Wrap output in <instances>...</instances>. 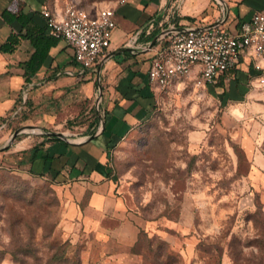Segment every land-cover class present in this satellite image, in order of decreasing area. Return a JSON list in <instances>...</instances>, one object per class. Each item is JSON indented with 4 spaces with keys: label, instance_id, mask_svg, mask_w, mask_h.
Instances as JSON below:
<instances>
[{
    "label": "rangeland",
    "instance_id": "374dc122",
    "mask_svg": "<svg viewBox=\"0 0 264 264\" xmlns=\"http://www.w3.org/2000/svg\"><path fill=\"white\" fill-rule=\"evenodd\" d=\"M119 7L114 37L128 29ZM256 62L248 54L247 72L223 86L192 76L158 91L152 116L109 146L123 206L104 219L107 235L89 225L78 180L29 170L13 144L0 150V264H264V71ZM91 93L63 99L60 122L45 120L49 131L72 141L93 135L102 104L97 85ZM47 137L27 132L14 143L29 149Z\"/></svg>",
    "mask_w": 264,
    "mask_h": 264
},
{
    "label": "crops",
    "instance_id": "0c3cea01",
    "mask_svg": "<svg viewBox=\"0 0 264 264\" xmlns=\"http://www.w3.org/2000/svg\"><path fill=\"white\" fill-rule=\"evenodd\" d=\"M67 1L0 0V141L4 143V137L14 133L16 124L20 125L18 130L31 126L27 130L31 134L51 132L45 120L60 122L57 112L63 99L77 92L90 96L92 87L97 85L99 102L102 96L99 122L103 117L105 125L94 140L82 142L88 137L85 136L74 141L79 144L71 145L46 138L29 149L28 142H15L11 149L21 152V164L33 172L66 182L78 180L84 196L89 194L84 208L91 213L89 225L96 233L107 235L104 219L116 205L123 206L116 199V185L107 169L108 147L125 140L152 116L158 96V90L150 84L149 71L159 44L150 50L148 47L166 29L210 26L224 15L226 25L236 33L264 10V0H120L113 6L103 0H70L92 14L106 8L117 14L121 6L128 29L113 38L112 57L100 76L94 71H78L72 50L60 39L50 48L42 67L34 72L29 66L37 51L34 40L43 34L57 39L49 33L43 13L49 11L63 17ZM246 61L239 72H247L241 68L247 67ZM30 111H35L36 120L24 121L25 112ZM5 145L6 142L0 148ZM34 149L37 157L32 160Z\"/></svg>",
    "mask_w": 264,
    "mask_h": 264
},
{
    "label": "built area",
    "instance_id": "2783aa9c",
    "mask_svg": "<svg viewBox=\"0 0 264 264\" xmlns=\"http://www.w3.org/2000/svg\"><path fill=\"white\" fill-rule=\"evenodd\" d=\"M43 14L49 33L67 43L74 60L84 70L97 72L113 45L117 28L115 10L106 8L92 14L68 0L63 17L49 11ZM211 26L175 28L164 37L149 71V81L154 88L167 92L179 81L192 76L200 85H214L227 73L239 70L252 52L257 58L255 70L262 75L264 10L256 13L236 33L230 31L226 22ZM260 82L264 84V77Z\"/></svg>",
    "mask_w": 264,
    "mask_h": 264
},
{
    "label": "water",
    "instance_id": "95a60500",
    "mask_svg": "<svg viewBox=\"0 0 264 264\" xmlns=\"http://www.w3.org/2000/svg\"><path fill=\"white\" fill-rule=\"evenodd\" d=\"M227 14V13H226ZM227 21V15H224L221 19H219L214 25H212L211 27H217V26H220L222 24H224L225 22ZM173 29H175L174 27L173 28H169V29H166L164 30L163 32H161L155 39L154 41L152 42V44L148 47L147 50H150L152 48H154L157 44H159L163 39L164 37L169 33L171 32ZM112 57V53H109L100 63L99 65V68L97 70V73L98 75L100 76L101 73H102V70L105 66V64L107 63V61ZM100 81V79H99ZM102 100V96H100V102ZM101 124L98 128V130L91 136H88L86 140H83L82 142H85V141H92L94 140L96 137H98V135L103 132V129H104V125H105V121H104V118L101 117ZM31 128V126H25V127H22L21 129H19L17 132H15V134L13 135L12 139L9 141V144L7 147H5L4 149H8L13 143L14 141L17 139V137H19L20 135L22 134H25L27 133V130ZM49 137H56L58 139H61L63 141H66L67 143L71 144V145H77L79 143H75L74 141L70 140L68 137H65L64 135L62 134H56V133H52V134H48ZM3 150V149H2Z\"/></svg>",
    "mask_w": 264,
    "mask_h": 264
},
{
    "label": "trees",
    "instance_id": "16d2710c",
    "mask_svg": "<svg viewBox=\"0 0 264 264\" xmlns=\"http://www.w3.org/2000/svg\"><path fill=\"white\" fill-rule=\"evenodd\" d=\"M59 40L54 39L53 37H48L47 35L43 34L42 37H39V40L35 41L34 40V46L37 49L36 53L34 54L31 62L29 63V66L32 68L34 72L38 71L44 62L46 61L49 50L52 46H56L58 44ZM11 45V44H10ZM6 50H11V48L7 47L5 48ZM239 73V70L235 69L232 70L231 72L227 73L225 76L221 77L218 82L215 85L218 86H223L225 78L228 76H235ZM48 141H53V142H60L61 140L56 138V137H47ZM109 150V147H108ZM37 157V149H34V152L32 154V160H35ZM50 159V158H48ZM108 169V166H107ZM56 179V178H54Z\"/></svg>",
    "mask_w": 264,
    "mask_h": 264
},
{
    "label": "bare ground",
    "instance_id": "6f19581e",
    "mask_svg": "<svg viewBox=\"0 0 264 264\" xmlns=\"http://www.w3.org/2000/svg\"><path fill=\"white\" fill-rule=\"evenodd\" d=\"M52 133H54V132H46V133H44V134H45V135H48V134H52ZM8 143H9V141L6 143V145H5L4 147L0 148V150H2V149H4L5 147H7V146H8Z\"/></svg>",
    "mask_w": 264,
    "mask_h": 264
}]
</instances>
